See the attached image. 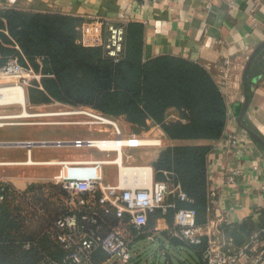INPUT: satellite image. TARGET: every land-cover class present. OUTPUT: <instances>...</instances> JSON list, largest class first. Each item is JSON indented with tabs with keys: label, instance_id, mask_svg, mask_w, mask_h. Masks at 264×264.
<instances>
[{
	"label": "trees",
	"instance_id": "16d2710c",
	"mask_svg": "<svg viewBox=\"0 0 264 264\" xmlns=\"http://www.w3.org/2000/svg\"><path fill=\"white\" fill-rule=\"evenodd\" d=\"M80 22L72 15L0 7V68L16 56L46 75L43 89L32 91L34 104L57 100L114 119L125 117L137 128H149V121L158 125L168 140L178 143L160 150L155 173L172 172L193 200L179 206L195 209L198 223H207L208 156L228 121L220 85L197 62L171 55L144 59L141 23L127 24L123 58L114 62L103 57L100 47L77 43ZM171 110L177 118H170ZM0 187L7 193L0 204V264H38L53 247V223L67 212L62 199L68 193L51 182L32 184L23 193L9 183ZM99 213L107 224H119L112 214ZM203 248L193 247L198 257Z\"/></svg>",
	"mask_w": 264,
	"mask_h": 264
},
{
	"label": "crops",
	"instance_id": "0c3cea01",
	"mask_svg": "<svg viewBox=\"0 0 264 264\" xmlns=\"http://www.w3.org/2000/svg\"><path fill=\"white\" fill-rule=\"evenodd\" d=\"M5 6L72 15L81 21L99 16L118 23L138 22L144 26V59L171 55L204 66L220 85L228 106L224 134L213 143L208 156L210 189L216 196L207 223L224 218L227 233L234 238L236 247L244 245L253 232L264 226V149L239 124L245 110V69L254 50L261 45L264 47V0H0V7ZM262 47L247 72V76L250 75L249 105L242 124L245 121L251 127L244 126L264 139ZM222 81L225 84L221 85ZM169 114L170 118L178 117L174 110ZM148 124L151 130L158 128L167 144L178 143L168 140L158 125L151 121ZM18 126L12 123L0 126V143L62 142L31 147L0 145V182L11 184L20 193L32 184L52 182L60 173L58 162L115 160L118 157L116 152L87 145L78 147L72 142L111 137L110 127L78 129L65 135L53 131L42 134L35 127L34 133L28 130L22 132L21 137H15L10 128ZM122 160L128 166L151 167L154 178H164L163 174L155 173L154 161L145 159L136 148H124ZM104 177L105 183L117 184V165L106 164Z\"/></svg>",
	"mask_w": 264,
	"mask_h": 264
},
{
	"label": "built area",
	"instance_id": "2783aa9c",
	"mask_svg": "<svg viewBox=\"0 0 264 264\" xmlns=\"http://www.w3.org/2000/svg\"><path fill=\"white\" fill-rule=\"evenodd\" d=\"M127 24L126 20L118 23L105 17L90 16L77 25L76 41L82 46L100 47L104 58L119 62L125 51ZM38 62L41 63V59ZM45 76L13 56L0 68V87H29L31 81L35 80L37 88L43 89L41 79ZM220 84H225V81ZM79 112L89 120L76 124L110 127L113 129L112 136L103 139H77L72 141L73 144L116 152L118 157L115 160L56 163L61 169L51 183L68 193L62 199L68 210L53 223V247L51 251L44 252L38 264H138L132 253L135 243L144 234L153 240L159 233H165L169 239L188 247L203 246L197 264H264V226L253 232L244 245L236 247L234 238L227 233L224 218L202 225L197 221L198 213L195 209L179 206V202L192 203L193 200L181 184L175 181L172 172L161 171L163 179L158 180L152 176L150 180L135 184L122 180L121 165H126L122 160L123 149L139 148L146 144H123L122 149H112L109 144L114 140L126 139L114 118L93 108ZM162 141L163 139H159L152 145L161 146ZM106 164L117 165V184L105 183ZM151 172L153 173L152 168ZM215 196L209 183L208 213L211 212ZM6 199L5 188L0 187V204ZM99 211L112 214L119 220V224H107ZM169 216L172 217V222L168 221ZM151 218L154 219L152 227ZM24 248L30 249V244H25Z\"/></svg>",
	"mask_w": 264,
	"mask_h": 264
},
{
	"label": "rangeland",
	"instance_id": "374dc122",
	"mask_svg": "<svg viewBox=\"0 0 264 264\" xmlns=\"http://www.w3.org/2000/svg\"><path fill=\"white\" fill-rule=\"evenodd\" d=\"M37 86V81L32 80L31 86L23 87L27 99H30L34 89H38ZM8 109H11V113H8ZM26 109L31 114L38 116L3 118V115L20 114L23 111V107L18 104L0 106V110H5V113H0V115H2L0 118H3V120H0V126L6 125L7 123L19 124L18 127L10 128V130L15 133V137H21L23 134L22 132L28 130H31V133H34L35 127L38 132L42 131V134L46 132H54L62 135L74 132V130L76 131L78 129L90 130L97 128L102 130L106 128L105 126L76 124L77 122H85L89 120L87 116L82 115V112L79 111H86L91 109V107L72 106L57 100H52L51 102L45 104H34L29 100V102H27ZM44 113L62 114L39 116ZM114 121L119 126L123 138H126L125 140H130L127 138H131L151 141L146 144V146L139 147V149L136 148V150L140 151V153H142L144 158L147 160L155 161V158L159 154L160 150L167 145L164 139L161 146L152 145V143L155 144L157 143V140L162 139L158 128H153L152 130L149 128H137L131 125L125 117L115 118ZM112 130L113 129L111 128V131ZM133 136L136 138H132ZM110 169L112 170V167H110ZM151 220L150 226H154V219L151 218ZM147 236V234L142 235L132 249L133 259L138 264H197L199 262V257L192 247H188L183 243L169 239L165 233H159L153 240L148 239Z\"/></svg>",
	"mask_w": 264,
	"mask_h": 264
},
{
	"label": "bare ground",
	"instance_id": "6f19581e",
	"mask_svg": "<svg viewBox=\"0 0 264 264\" xmlns=\"http://www.w3.org/2000/svg\"><path fill=\"white\" fill-rule=\"evenodd\" d=\"M28 99L25 94V90L20 85H12V86H4L0 87V106H9V105H21L23 107V111L18 115H6L3 118H13V117H33L38 116L31 114L27 111ZM62 113H44L40 114L39 116H51V115H60ZM66 114V113H65ZM151 141H143L140 139H118L114 140L112 143L109 144V147L112 149H122L121 145H141V144H148ZM155 143V142H154ZM153 144V143H152ZM156 144V143H155ZM102 148H104L102 145ZM120 176L122 180L127 182L132 181H141L150 179L152 176L151 168L149 167H137V166H125L121 165Z\"/></svg>",
	"mask_w": 264,
	"mask_h": 264
},
{
	"label": "water",
	"instance_id": "95a60500",
	"mask_svg": "<svg viewBox=\"0 0 264 264\" xmlns=\"http://www.w3.org/2000/svg\"><path fill=\"white\" fill-rule=\"evenodd\" d=\"M262 47L259 46L257 47L253 54L251 55L250 59H249V62L247 64V67L245 69V73H244V76H243V82H244V88H245V110H244V113L243 115H245L246 113V110L248 108V105H249V95H248V90H247V72H248V69H249V66L250 64L252 63L254 57L257 55L258 51L260 50V48ZM28 102H29V99H28ZM243 115L240 116L239 118V124L244 127L246 129V131H248V133L263 147L264 149V139L262 137H260L257 133H255L254 131H252L250 128L244 126L242 124V118H243ZM56 145V144H61L59 142H18V143H0V145H25V146H28V147H31L32 145Z\"/></svg>",
	"mask_w": 264,
	"mask_h": 264
}]
</instances>
